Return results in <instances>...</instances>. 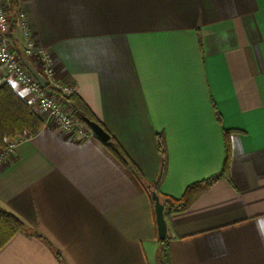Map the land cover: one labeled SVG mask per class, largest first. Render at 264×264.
<instances>
[{"label":"crops","instance_id":"0c3cea01","mask_svg":"<svg viewBox=\"0 0 264 264\" xmlns=\"http://www.w3.org/2000/svg\"><path fill=\"white\" fill-rule=\"evenodd\" d=\"M19 11L56 79L147 184L92 131H62L13 82L44 125L0 164V208L27 226L0 264H158L148 189L160 173L157 135L160 189L178 199L221 171L224 130L229 177L165 216L173 263L264 264V0H20ZM13 39L22 44L20 30Z\"/></svg>","mask_w":264,"mask_h":264},{"label":"trees","instance_id":"16d2710c","mask_svg":"<svg viewBox=\"0 0 264 264\" xmlns=\"http://www.w3.org/2000/svg\"><path fill=\"white\" fill-rule=\"evenodd\" d=\"M10 5V11L12 14L17 13L20 10V0H8ZM10 38H13V30L9 34ZM59 96L70 106L74 116L77 120L86 125L85 119L89 118L97 122L106 132H110L94 115L85 101L76 93L71 95H65L59 90H56ZM218 120L221 121L220 114H217ZM44 125L41 117L29 106V103L22 98L19 93L13 88L11 84H5L0 88V147L3 148L6 145V138H14L16 135L30 136L36 135L42 129ZM87 126V125H86ZM230 131L224 130V142H225V160L221 171L205 180L194 182L189 185L185 193L181 198H171L161 192V180L165 175L166 169V151L164 148V137L162 134H158V146L160 151L161 163L160 173L158 180L151 184L159 195L162 203L165 206V216L171 211H180L189 207L197 196L212 183L220 178H228V170L230 165V143H229ZM95 135V134H94ZM98 138L97 136H95ZM100 142L126 167H129L140 178V180L147 184L144 180L140 170L132 162L129 156L126 154L117 140L110 134V138L107 142H103L98 138ZM27 230L26 223L16 215L4 211L0 208V249L18 232ZM36 233V232H35ZM42 237L41 235H37ZM43 238V237H42ZM47 241V240H46ZM48 242V241H47ZM158 264H174L172 255L170 252L169 243L167 239L158 240Z\"/></svg>","mask_w":264,"mask_h":264},{"label":"built area","instance_id":"2783aa9c","mask_svg":"<svg viewBox=\"0 0 264 264\" xmlns=\"http://www.w3.org/2000/svg\"><path fill=\"white\" fill-rule=\"evenodd\" d=\"M12 30H20L21 45L9 37ZM21 55L48 81L46 87H42L28 70ZM15 81L34 93L37 107L47 112L62 131L71 133L74 138H84L91 132L77 120L70 106L56 92L59 90L65 95H71L73 90L70 85L56 79L54 60L45 48L35 43L32 31L24 22V14L21 11L12 14L8 0H0V88ZM27 137L31 136L26 134L7 141L6 145L0 148V164L6 155L13 152L17 143Z\"/></svg>","mask_w":264,"mask_h":264},{"label":"water","instance_id":"95a60500","mask_svg":"<svg viewBox=\"0 0 264 264\" xmlns=\"http://www.w3.org/2000/svg\"><path fill=\"white\" fill-rule=\"evenodd\" d=\"M21 59L32 75L39 81L42 87L48 85V81L38 72V70L31 64V62L24 56L21 55ZM86 125L91 131L103 142H107L110 138V134L106 132L97 122L86 118ZM150 197L154 205L155 220L157 226V235L159 240H165L167 237V222L165 217V206L162 203L156 190L151 186H148Z\"/></svg>","mask_w":264,"mask_h":264},{"label":"rangeland","instance_id":"374dc122","mask_svg":"<svg viewBox=\"0 0 264 264\" xmlns=\"http://www.w3.org/2000/svg\"><path fill=\"white\" fill-rule=\"evenodd\" d=\"M45 112V111H44ZM49 116V115H48ZM50 117V116H49ZM51 118V117H50ZM52 119V118H51ZM88 127V126H87ZM89 128V127H88ZM90 129V128H89ZM94 134V133H93ZM21 135H16V136H14V138H6L5 139V142H7V141H10V140H15V139H17L18 137H20ZM1 148V147H0ZM159 240V239H158Z\"/></svg>","mask_w":264,"mask_h":264}]
</instances>
